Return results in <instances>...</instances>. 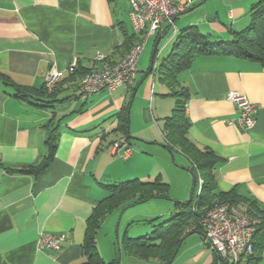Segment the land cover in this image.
I'll return each mask as SVG.
<instances>
[{
  "label": "crops",
  "instance_id": "obj_1",
  "mask_svg": "<svg viewBox=\"0 0 264 264\" xmlns=\"http://www.w3.org/2000/svg\"><path fill=\"white\" fill-rule=\"evenodd\" d=\"M190 1L189 7L172 22L179 20L185 26L174 29L172 24L163 23L162 30L150 36L146 45L150 38H154V43L158 34L162 39L172 29V36H176L190 25L196 26L201 34L205 31L217 37L229 34L231 39V33L237 31L233 27L251 25L264 4V0ZM129 10V0L125 8L120 0H0V74L6 77L5 81L0 78V264L83 262L87 220L108 194V186L132 177L151 180L161 176L160 166L158 170L154 165L146 166L143 150L134 154L131 140L135 137L128 140L131 154L126 158L111 155L109 149L113 141L125 140L114 129L128 106L129 132V113L136 98L142 103L135 117L144 123L162 119L163 128L168 115L162 105L171 107V98L175 97L159 80L156 68L171 46L156 62L160 40L153 70L146 74L148 67L140 80L137 70L131 86L100 90L85 98L78 89L85 72L119 60L134 41ZM96 53L103 58L97 61ZM74 60L78 72L70 78L67 67ZM51 68L63 70L64 76L47 97L50 93L46 96L39 90L44 73ZM177 80L178 88L183 87L188 95L185 103L188 138L218 158L213 166L216 191L234 192L236 205L264 216V63L232 55L198 56L177 75ZM17 88H23L24 97L16 95ZM228 93L245 95L256 106L255 123L250 129L240 128L236 123L239 108L227 99ZM44 100L53 102L49 107L40 106ZM51 119L59 127L48 164L37 174L14 171L42 161L47 153V125ZM160 131L164 136L163 130ZM168 150L170 153L177 150L188 161L186 170L193 184L190 160L177 148ZM192 184L186 185L189 195L179 202L189 200ZM201 184L198 178L197 190L199 187L201 190ZM129 206H119L101 220L95 235L99 255L106 263L116 260L114 264H161L155 259H138L122 252L120 221ZM166 211L169 217L161 215V220L172 218L180 209L174 204ZM130 219L123 225V235L125 231L128 235L134 222ZM107 222V242L101 245L99 232ZM145 224L148 227L136 229V234L131 235L140 236L152 228L151 223ZM114 228L116 242L108 234ZM41 232L64 234L61 248L39 249ZM254 242L248 264H264V229L256 233ZM169 264L227 263L203 241L198 230L185 234Z\"/></svg>",
  "mask_w": 264,
  "mask_h": 264
},
{
  "label": "trees",
  "instance_id": "obj_2",
  "mask_svg": "<svg viewBox=\"0 0 264 264\" xmlns=\"http://www.w3.org/2000/svg\"><path fill=\"white\" fill-rule=\"evenodd\" d=\"M254 20L255 21L251 25L243 30L232 32L231 39L227 41L217 40L210 42L206 36L198 31L196 26H187L179 31L176 35V41L171 46L169 54L163 57L158 63L156 68L158 78L169 87V93L175 97L174 108L171 113L164 118L162 130L165 138V145L171 150L172 148H177L190 160V170L194 180L189 200L175 202L176 207L180 209L179 213L166 220H161L159 216L146 220L152 224V231L150 234L130 237L125 231L120 244L122 252L126 256L143 260L155 259L161 264H169L178 251L183 237L186 233H189V231L185 232L186 228L195 226L192 231L200 230L198 222L201 216L219 203L230 202L236 204V195L234 192L223 193L216 191L217 187L213 174V166L218 161L217 156L211 151H207V149L197 147L187 136L189 122L185 113V103L188 95L187 90L183 87L178 88L179 82L177 80V75L181 71L187 69L198 56L232 55L258 60L264 63V4L258 9L257 14L254 16ZM137 39L138 36L133 33L132 41H134L132 44H134ZM156 55H154V59ZM77 72L78 70L75 67L73 72H68V77L73 78L76 76ZM0 78L4 81L6 80V77L1 74ZM62 80L63 79H61V81ZM61 81L50 92L46 90L43 84L42 88L39 90L40 94H46L47 96V93H50L47 96L49 97ZM16 92L18 96H25L23 94V88H17ZM52 102V100H44V104L40 106L49 107ZM127 112L128 106L125 108V115L121 117L114 130L119 131L125 137V140L121 141H126L128 143L131 136L128 132ZM52 122L51 119L47 125V153L42 161L35 166L13 169L14 171L37 174L45 168L48 161L53 156L57 144L56 134L59 125L57 122ZM198 178L202 180L199 193H197ZM168 194L169 185L160 175L155 176L151 180L133 178L109 185L108 194L94 207L91 216L87 220L85 236L82 243V251L85 255V260L77 264L116 263V260L106 263L97 251L95 235L104 216L119 206L125 207L151 198H165ZM260 218L261 221L257 225L255 235L259 230L264 229V216ZM154 222L156 223L153 224ZM251 260L252 258H250L249 263Z\"/></svg>",
  "mask_w": 264,
  "mask_h": 264
},
{
  "label": "built area",
  "instance_id": "obj_3",
  "mask_svg": "<svg viewBox=\"0 0 264 264\" xmlns=\"http://www.w3.org/2000/svg\"><path fill=\"white\" fill-rule=\"evenodd\" d=\"M190 0H129V17L133 33L138 36L126 53L101 69H94L83 75L78 83L80 96H86L100 90L111 91L119 86H131L137 74V61L143 52L147 39L162 30L163 23L173 24V19L189 7ZM175 29V28H174ZM103 55L96 53L95 59ZM75 60L67 67L73 72ZM64 76L63 70L51 68L44 73L43 84L52 91ZM227 99L237 105L239 116L236 123L240 128L250 129L255 123L256 106L245 95L228 93ZM228 120V123H232ZM111 155L126 158L131 147L126 141L115 140L109 149ZM201 182V181H200ZM200 192V187L197 193ZM260 216L252 210L240 208L230 202H222L207 210L199 219L203 241L227 264H248L254 250V237ZM195 226L187 229L192 231ZM65 235L41 232L37 241L39 249L58 250Z\"/></svg>",
  "mask_w": 264,
  "mask_h": 264
},
{
  "label": "rangeland",
  "instance_id": "obj_4",
  "mask_svg": "<svg viewBox=\"0 0 264 264\" xmlns=\"http://www.w3.org/2000/svg\"><path fill=\"white\" fill-rule=\"evenodd\" d=\"M127 2L128 0H120V3L122 4L123 8H125ZM181 22L177 20L171 26L173 28H181L185 26L182 25ZM244 26L246 25L236 26V27L234 26L233 30L241 31L245 28ZM168 32L169 34L167 33L160 41L156 62L162 56H165L169 52L170 46H172V44L176 41V36H172V29H170ZM202 34L206 36L210 42H214L220 39H224L225 41H227L229 40L228 38H230L229 34L219 35L218 37L217 35L214 36L209 35L207 31H205ZM153 39L154 38H150L148 44L144 48L142 54L140 55L137 61L136 66L138 70V78H137L138 80L141 79L143 72H145L146 69L149 67ZM166 39L167 42L165 43ZM156 83L158 82L156 81ZM171 99L173 100V104L171 107L162 105V107L164 108V112H167L166 115H169L171 113V109L173 108L174 105L175 98L172 97ZM141 103L142 100L136 98L132 104L131 112L129 113V135L131 137L136 138L131 140V145L134 150V154L136 155H139L140 150H143L142 156H143V160L146 162V166L154 165L155 168H157L156 170H158L160 166L159 172H161L162 179L166 181L169 185V194L165 198H151L146 201L127 207V209L123 211L120 221L121 229L119 231V238H120L119 242L121 241L123 235V229H124L123 225L128 219L132 218L134 221L133 224H131L129 227L128 235L138 236L131 234H136L137 232L136 229H143L144 227H148L147 224H145L146 220L161 215H164L163 218H168L169 216L165 215L168 207L170 206L173 207L175 202L181 201L183 198H187L186 196H188L189 194L186 193V185L189 184L190 186L192 184V176L190 172L186 170V168H189L190 165L188 161L184 158V156H182L179 152H177V150H174L171 154L168 148L165 146V139L160 131L162 129V119H157L156 121L151 120V122L149 123H144V121L141 122L138 117H135V115L139 113V110L141 108L140 107ZM154 105L155 104H153V107ZM153 111H155V109ZM146 170L144 171L145 173H143L144 176L147 174ZM151 171L152 169L150 170V172ZM151 174L152 173H150V175ZM137 220H142V221H140L139 223ZM108 224L109 222H107L104 228L101 229V231L99 232V237H100L99 244L101 245L106 244L107 242L106 228L109 227ZM191 227L192 226L186 228L185 232H187V229ZM151 231L152 228L149 227V230H147L145 233L150 234ZM145 233L142 234L137 233V234L141 236L144 235ZM108 234H110L109 236L110 238L112 239L115 238V242L117 241L115 228L114 231Z\"/></svg>",
  "mask_w": 264,
  "mask_h": 264
},
{
  "label": "water",
  "instance_id": "obj_5",
  "mask_svg": "<svg viewBox=\"0 0 264 264\" xmlns=\"http://www.w3.org/2000/svg\"><path fill=\"white\" fill-rule=\"evenodd\" d=\"M161 37H162V35L161 34H158L156 36V38H155V41H154L153 46H152V49H151V54H150V65H149V68H148V71L146 72V74L149 71L153 70V58H154L155 52L157 50L159 41L161 40Z\"/></svg>",
  "mask_w": 264,
  "mask_h": 264
}]
</instances>
